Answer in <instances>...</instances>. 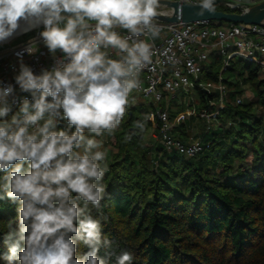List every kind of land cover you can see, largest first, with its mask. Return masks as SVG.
I'll return each instance as SVG.
<instances>
[{
	"label": "clouds",
	"instance_id": "clouds-1",
	"mask_svg": "<svg viewBox=\"0 0 264 264\" xmlns=\"http://www.w3.org/2000/svg\"><path fill=\"white\" fill-rule=\"evenodd\" d=\"M214 4L215 0H202L197 14L214 12ZM159 6V0H0V43L12 37L22 23L42 25L39 35L48 50L62 51L69 61L62 69L40 75L21 63L15 84L31 92L34 103L24 99L22 117L14 115L10 122L0 123V173L5 174L0 178L4 193L0 200L7 198L17 205L18 221V228L4 236L5 243L12 241L3 257L7 264H105L97 255L101 221L85 214L87 205L98 208L104 199L105 186L99 182L107 171L100 165L105 152L93 153L101 145L83 133L87 129L99 136L102 130L120 124L129 95L139 86V73L152 62L150 44L130 45L113 27L118 25L133 36L148 29L156 38L161 29L153 20ZM87 21H95V26ZM109 46L126 55L108 59L101 48ZM25 51L31 55L36 48L30 45ZM14 92L12 84L0 87V117L11 111L8 98ZM60 109L75 128L71 135L52 130L51 116ZM45 113H49L47 120ZM41 120L43 125L29 133V127ZM81 146L83 154L74 152ZM73 193L84 208L72 199ZM69 234L91 249L82 258H76V240ZM132 258L123 251L116 264H131Z\"/></svg>",
	"mask_w": 264,
	"mask_h": 264
},
{
	"label": "trees",
	"instance_id": "trees-1",
	"mask_svg": "<svg viewBox=\"0 0 264 264\" xmlns=\"http://www.w3.org/2000/svg\"><path fill=\"white\" fill-rule=\"evenodd\" d=\"M216 9L239 12L223 5ZM42 30L41 26L31 32ZM261 72L260 64L244 58L232 59L224 67L223 56L217 51L212 53L202 79L218 83L221 74L226 87L223 107L218 109V90L208 93L202 89H198L200 108L167 103L166 92L158 104L144 98L139 104L129 102L119 127L113 131L115 151L100 162L102 168L107 167L99 182L105 186L104 199L100 207L89 204L85 209V214L101 221L102 243L97 255L105 264H116V257L123 251L132 254L131 264H264ZM247 85L252 88L251 98L244 97L243 87ZM189 108L206 110L210 115L218 110L212 125L205 122L206 118L200 119L204 122L203 132L196 140L203 144L201 152L188 156L166 149L157 140L148 142L146 136L152 131L158 136L161 128L157 114L152 113L167 109L170 120L175 122L174 137L185 144L192 143L187 120L195 115L186 114ZM182 112L185 115L178 127L176 118ZM4 121L5 118L1 123ZM68 129L75 131L64 118L58 131ZM83 135L93 139L88 131ZM74 152L83 154L84 147ZM27 168L25 162L24 170ZM4 175L0 173V178ZM0 195H4L3 191ZM72 199L85 207L75 193ZM16 208L9 199L0 200V264H7L3 257L12 243H5L4 236L18 228ZM69 235L76 240L77 259L91 250L74 234ZM105 240L110 243L105 245Z\"/></svg>",
	"mask_w": 264,
	"mask_h": 264
},
{
	"label": "built area",
	"instance_id": "built-area-1",
	"mask_svg": "<svg viewBox=\"0 0 264 264\" xmlns=\"http://www.w3.org/2000/svg\"><path fill=\"white\" fill-rule=\"evenodd\" d=\"M178 1L193 4L202 3V0ZM263 1L224 0L223 6L236 9L235 4L238 3L243 8H249ZM153 24L161 29L156 38L152 37L148 29H144L143 34L138 36H133L128 30L118 25L112 29L122 38L128 39L130 45L144 41L150 44L152 48V62L145 65L139 73V86L130 93L129 102L138 96L158 104L163 100L165 92L175 96L180 91L190 94L192 91L202 89L208 93H211L212 90H218L220 93L218 109L223 107L226 87L222 82L221 74L216 85L202 79L212 53L217 51L223 56L224 67L228 66L232 59L244 58L260 64L264 70V25L241 23L213 26L210 21L176 24L155 19ZM88 25L94 27L95 23ZM30 45L36 48V51L31 55L25 51ZM101 51L106 53L108 59L113 60H120L126 55V53H121L119 49L111 46L102 47ZM67 62L69 61L65 59L62 51L57 50L55 53H51L39 34L27 38L25 42L18 45L0 48V82H2L0 87H6L9 84L15 87L13 96L8 98L11 111L6 117H0V123L3 118L10 122L14 115L22 117L20 108L24 99H28L30 104L34 103L32 93L21 91L19 86L15 84V76L20 72L21 63L31 68L34 74L40 75L45 70L62 69ZM211 105H215V102L211 101ZM30 111H32L31 108ZM216 113L218 110L211 115L207 114L206 110L197 112L196 108H189L186 111V114L190 116L199 115L202 117L215 116ZM156 114L161 122L157 140L162 146L168 150L176 149L188 156H194L203 150V144L199 140L185 144L174 137L172 130L175 122L170 120L167 109H159L152 113V115ZM49 118V113H45L44 120ZM51 118L55 123V128L52 130L58 131L59 124L64 119L63 110L60 109L58 113H53ZM44 120L39 121L37 125L30 126L29 133L37 131L38 127L43 125Z\"/></svg>",
	"mask_w": 264,
	"mask_h": 264
},
{
	"label": "rangeland",
	"instance_id": "rangeland-1",
	"mask_svg": "<svg viewBox=\"0 0 264 264\" xmlns=\"http://www.w3.org/2000/svg\"><path fill=\"white\" fill-rule=\"evenodd\" d=\"M167 10H168V8H166V7H159L158 8V11H167ZM213 22H215V21H213ZM90 23H95V21H87V24H90ZM34 28H36V27H34ZM34 28L27 29L23 32H20L18 36L10 39L9 41H7L5 43H1L0 48H3L5 46H14V45H18L22 42H25L28 37L35 35L30 31V30H33ZM38 28H41V27H37L36 29H38ZM27 31H29V33ZM25 32H27L28 34H26ZM23 33H25L26 35L25 34L23 35ZM37 34H39V33H37ZM261 76L264 77V70L263 69L261 72ZM213 84L216 85L217 82L214 81ZM243 89H244V97L251 98L253 96L252 88L250 85L244 86ZM143 100L144 99H142V97L137 96V98H135L133 100L134 102L131 101V103L132 104H139ZM165 100L167 103H170V101L175 102V103H179L181 105V107H185V108L190 107L189 105H192V107H193V105H195L196 108H200V100H199L198 90L192 91L190 94H187L185 92H178V93H176L175 96H173V94H169L168 97L165 98ZM184 115H185L184 112L179 114V116L176 119L177 125H179L180 120L184 117ZM213 117L214 116L202 117V116H196L195 115L194 117L189 118L187 120L188 124H189L188 126L190 127L189 128V130H190V141L196 140L198 137L199 138L202 137V132H203L202 125L204 122L201 121L200 119L204 120V118H206L207 120H205V122L212 125L213 124L212 122H214ZM118 127H119V125L116 128H118ZM178 127H180V125ZM85 131H88V130L86 129ZM113 131H114V129L106 130V132L102 131V134L99 136H97L95 133L88 131V133H90L92 135V138L94 140H96L98 144L101 145V147H99V148H93L92 149L93 153L96 151L102 150L103 152H105V157H107L111 152L115 151L116 136L113 133ZM66 134L71 135L72 131L70 129H68L66 131ZM146 137H147V140L149 143H152V142L157 140V134L155 131L154 132L152 131Z\"/></svg>",
	"mask_w": 264,
	"mask_h": 264
},
{
	"label": "water",
	"instance_id": "water-1",
	"mask_svg": "<svg viewBox=\"0 0 264 264\" xmlns=\"http://www.w3.org/2000/svg\"><path fill=\"white\" fill-rule=\"evenodd\" d=\"M223 3L224 0H216L214 4L215 11L212 13L205 12V14L201 16L197 14L200 11L201 4L180 2L178 0H159V4H160L159 7H166L168 8V10L158 11L159 15L154 19L166 23H176V24L180 22L191 23V22L215 21L221 24L243 23V24L264 25V1L252 5L249 8H243L242 5L236 3L235 8L239 12H226L216 9L217 6L223 5Z\"/></svg>",
	"mask_w": 264,
	"mask_h": 264
},
{
	"label": "bare ground",
	"instance_id": "bare-ground-1",
	"mask_svg": "<svg viewBox=\"0 0 264 264\" xmlns=\"http://www.w3.org/2000/svg\"><path fill=\"white\" fill-rule=\"evenodd\" d=\"M39 26H41V25H32V26H28V25L22 23L20 29H19V30H18V31L12 36V37L8 38L6 41H4V42H2V43H5V42L9 41L10 39H12V38L18 36L20 32H23V31H25V30H27V29H32V28H34V27L37 28V27H39ZM34 29H35V28H34ZM34 29H33V30H34ZM30 31H31V30H30ZM27 32H28V31H27ZM25 33H26V32H25ZM0 44H1V43H0Z\"/></svg>",
	"mask_w": 264,
	"mask_h": 264
}]
</instances>
